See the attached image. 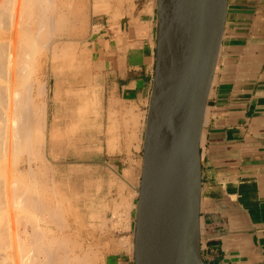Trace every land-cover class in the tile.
<instances>
[{
  "label": "crops",
  "instance_id": "obj_1",
  "mask_svg": "<svg viewBox=\"0 0 264 264\" xmlns=\"http://www.w3.org/2000/svg\"><path fill=\"white\" fill-rule=\"evenodd\" d=\"M110 21L97 24L92 49L95 82L107 98L109 110L127 106L132 114L124 120H142L144 130L155 73L154 2L138 1L127 21ZM78 68L84 74L82 82L89 86V67ZM86 112L89 115V110ZM113 113L123 120L122 115ZM123 135L116 132V136ZM51 139L54 148V131ZM126 143L116 141L115 148L121 150L111 155L121 154ZM201 151L204 257L212 263L264 264V0H228ZM113 159L115 163L119 158ZM129 161L125 168L121 162L126 169L123 173L116 163L109 169L110 176L119 182L114 193L120 192L121 180L125 184L123 195L138 190L139 159L134 154ZM102 192L95 182L90 202L102 199ZM94 237L107 243L103 264H134V230L97 232Z\"/></svg>",
  "mask_w": 264,
  "mask_h": 264
},
{
  "label": "rangeland",
  "instance_id": "obj_2",
  "mask_svg": "<svg viewBox=\"0 0 264 264\" xmlns=\"http://www.w3.org/2000/svg\"><path fill=\"white\" fill-rule=\"evenodd\" d=\"M138 1H142V0H110L112 12L116 11L118 14V15H115L113 17V14H111V12H106L105 10H103L104 6H103V9H101V11L97 10L98 12L95 13L94 8H93L94 7L93 2L95 3V0H88L87 17H85L84 20L81 21V23H73V22L70 23L68 25L69 27H67L64 30V33L66 32V33H68V35L67 34L63 35V36L62 35L61 36L53 35L54 38H53V36L50 37L48 39V43L44 44V45H47L48 48H46V46H44L42 44H38V46L40 47V51L36 49L37 52L35 54L38 53V55H35V58L37 57L38 64L39 65L41 64V65H40V67L38 66V68H40V69L38 71L36 70V73L34 72L35 75L32 74L33 73V71H32V73H31L32 77L31 78L34 80L37 77L39 78L40 82H38L36 80L37 82L35 81V86L38 83L39 84L41 83V86L43 85L42 86L43 87L42 88V91H43L42 100H43V102H47L44 104L45 105V118H46L44 120V124H47V126L44 125V127H43L44 128L43 134L45 135L44 138L46 137L45 138L46 144H45V147L43 148L42 152L39 154L32 150L34 152L33 153L34 156L37 155L38 157L36 156V158H38V159H36V158L34 159V157L32 156L33 154H31L29 152L30 151L29 149H28L29 150L28 151L26 148H23L22 149V152L24 151L23 153L21 152V150H19V152H21V153H18L17 152L18 149L17 150L15 149V151L18 153V156H17V153L14 151V152H12L13 155L12 154H10L11 156L9 155L8 160L12 161L13 158L16 157L15 158V161L17 159L16 164L14 161H13L14 165L12 164V162L9 164V162L7 161L5 166H2V169L0 168V172L2 170V172H4V174L6 175L7 174L6 172L9 171L7 174L8 176L6 175L7 177H5L3 173L2 174L0 173L1 175H3V177L1 175H0V177L2 179L5 178V181H6V178L8 179V177L11 178L13 176L14 172H10V171L14 170L15 174L13 177H14L15 182H16V179L21 180V178L24 176L25 179H24V177L22 178V179H24V182H26L27 184H30V181H32V179H33L31 174L34 173L33 174V176H34L35 173L38 171V168H39L40 171H38V172L40 175L37 172L33 180L36 181L37 183L38 182H40V183L44 182V183L41 184V187H40V183L38 185H35L36 182L32 181L33 183H35V184H33L34 187L30 188L28 186V188L30 189L32 194L35 197H37L38 195L36 194L37 195L36 196L35 195L36 192H34V191H37L38 189L41 190L42 187L44 188L47 185L50 186V187L47 186L48 190L46 189L47 188L46 187L45 189H42V191L38 190L39 192H37L39 194V196L37 197V198H39V202L42 201V199L45 200V197H46V199H48L47 201H49L48 202L49 204L47 203L46 200H45L46 204H44L45 202H43V201H42V204H44L45 209L48 208L50 212L48 213V211H47L48 209L45 210L44 207H42L40 205H38V206L32 205L33 207L31 205H29V206L27 205L28 208L30 207L29 208L30 210L27 209L26 203H24V205H23L22 200L19 201L21 198L20 195H19L20 197H17L18 199H16L15 196H18V194L13 195V193H10V188H12V187L15 188V186H16L15 182H14V186H12L13 185V183H12L13 177L11 178L12 182L10 181V179H8L4 183V179H3V182L0 179V183H3V184H1L2 187L6 186V188H7L6 184H8V189H5V191H9L8 193L6 192V194H9V197H7V195L3 191L4 195H6V197L4 196V198L2 200L3 205H0V207L2 206L1 208H3L4 205H6V207L3 208V209L6 208V211L9 210V208L7 209V207H9V206L11 207L10 210L7 211V213L6 212L4 213V215H3L4 210L0 209L1 210L0 214L2 213L0 215V220H1L0 226H1L2 230L1 229L0 230L3 231L5 229V228H2L3 227L2 223L5 221L4 219H6V223L4 222L3 225H6L5 227H7V228L5 229V233H4V231L2 233L8 234V235L6 234L8 237L5 235L6 236L5 238H8V239H6L7 242L4 239L1 240L3 242L7 243V244H5V243L1 242V246H2V244L7 245V249L1 248L0 250H2V251L4 250L3 252L9 251V250L14 252V253H12L14 255L11 256V259H10V257L7 258V259L11 260V262H10L11 264H12V261H14L13 264H21V263L26 264L25 263L26 261L24 262L22 260V257H20V256L24 255V251L26 254L28 253V251H30L29 245L30 246L33 245V248H31V254H32V250L35 248L34 250L36 251V256H37L38 250H36L37 247H34V245L37 246L38 245L37 241H39L40 239L37 240V238H35V236H32V234H29V233L33 232V234L35 235L34 229H36L38 226H39V228H38L39 231L40 230L44 231L43 232L44 237L47 235L46 237H48L49 238L48 240H50V241H51V238L53 236L57 237L59 235L58 240L55 237H54L55 239L52 238L56 242V241H59L60 239L62 240L64 238H66L67 235L69 236L71 234L72 236L70 235V238H72V240L70 238H69V240H71L72 242L78 241L77 243H80V245H81L80 246L81 248H80L79 244L77 245L76 243H74L77 245L74 248V253L75 254L78 253L79 256H81L80 254H82L85 251V249L89 251L91 248L92 250H90V252L93 251L94 253H95V251H97L95 253L98 256L97 260L95 262L96 264H103L104 253L108 247H107V243L98 242L94 237V233H97V232L104 233L105 231H112V230L117 232V231H122V230L127 229V228H123V227L122 228L121 227L115 228V226H113V224H112L114 221L118 220V217H116L117 215H115L116 213L114 214V212H112V210L114 211L113 207L115 205L113 203L117 204L116 201H119L122 196L124 197L123 190H124L125 184H123L124 182H122V180H121L120 185H119L120 193L114 194V192L117 190L116 189L117 183H119V182L117 180H114V178H112L110 176L109 169H111L113 164L116 163L119 165V168H121L122 172H120V173H123L126 169H122V167H121L122 165H120L121 162L124 163V166H123L124 168L127 167L129 162H130L129 161L130 158H133L134 154H136L137 158L139 159V164H140L139 170L137 172V179H136L137 184L139 186L140 177H141V169L143 166V148H144V137H145V128H146L148 108L145 112V117H144V130H143V121L142 120H141V122L139 121V123H136V122L134 123V122L126 120V119L124 120L125 117L130 116L132 114L129 110H127V106H124L123 108H119L118 110H116V109L111 110L112 113L117 112L118 114L120 113V115L123 116V120H120V122H119L120 124H119V127H118L116 132L123 133L124 135L123 136H115V143H116V141L118 142L121 139H123L124 141L127 142L126 144L123 145L124 147H123V151L121 152V154H117V156H112L111 153L115 152V150H117V149L120 151L121 147H119V148L117 147V149L115 147H114L115 149H112L110 147V145L112 144V142L110 144V135L108 134V125L110 123L109 122L110 116H107V112L110 114V110L107 107V98L103 97L102 92L98 89V86L96 85V82H95V70H94L95 67H94V61L92 59V49H93V45H94V39L96 38L97 32H98V27L96 25L99 22H103V21L105 22V20H107V19H110L112 22L120 20L121 18L123 19V21H127V19L129 17L131 18L132 10H133V8H135V5L138 3ZM153 2H154V13L156 16V25H157V0H153ZM95 5H96V3H95ZM114 8L115 9L117 8V9L114 10ZM118 10H119V12H118ZM91 12H94V13H91ZM5 14L3 13L2 16H5ZM5 17L7 19V17H8L7 14ZM2 19H3V17H2ZM2 19L0 22H2V24H3L6 21V19H4V20H2ZM156 28H157V26H156ZM56 41L57 42L60 41V43L57 45ZM64 44L72 45V49L70 51L71 53L68 52L67 54H65V53L61 54V47H63ZM42 46H44V49L45 48L46 49L41 50ZM49 47L51 49H49ZM53 48L55 49L54 51H53ZM56 49L58 51V53H57L58 55L54 54L57 52ZM85 49L87 52L83 51ZM88 50H90V51H88ZM52 54L55 55L56 57L53 56ZM83 54H86V55H83ZM84 56L85 57L90 56L89 60L86 59L88 62L86 60L82 61V59H84ZM53 57H55V58H53ZM80 61H81L83 66L85 65V66L89 67V72H90L89 86H88V84H85L82 82L83 75L81 74V71L78 68V63ZM39 84H38V86H39ZM115 108H116V106H115ZM86 110H89V115H87ZM124 126L126 127L125 129H124ZM127 129H128V131H127ZM53 131L55 132V136H56V144L54 145V148L51 145L52 144L51 132H53ZM134 134H135V136H133ZM128 145H129V147H128ZM25 149L28 151V153H30V155L27 153V151ZM106 149L108 150L107 152H109V153H106ZM12 156H14V157L11 159ZM39 157L41 159H44V160L41 161V159H40V161H39ZM115 157L119 158V159L115 160V163H114L113 158H115ZM30 159H31V162H30ZM41 162L44 164L43 166H42ZM8 164H9V168L8 167L6 168V165L8 166ZM10 165L14 166V167L12 166L13 169H11V170H10V167H11ZM46 166L48 167L47 168L48 170L46 169ZM43 168H45L47 171L44 170ZM33 169H34V171H33ZM41 170H44L43 173L41 172ZM16 172H17V174H16ZM29 172H32V173L30 174ZM18 173H21L22 175L18 174ZM26 173L28 174L27 176L29 178H27ZM42 174H45V175L41 176ZM18 175H21L22 177H20ZM121 176L122 175H120L119 177H121ZM49 177H51V178H49ZM94 177H98L96 181H95ZM43 178H44V180H43ZM19 180H17L18 182H16L17 184L20 183V184H18V185H20L19 188L21 186L27 187L26 183L23 182L25 184L24 185V184H22V181H19ZM41 180H42V182H41ZM50 181L52 182V184ZM95 182L97 184V187L103 191L102 192L103 194L101 195L102 199L97 201V203H94L93 201L90 202V200H92V199H89V192H90V190H92V187L94 186ZM44 184H46V185H44ZM122 184L124 185V187L122 186ZM18 185L15 189H11V191L12 190L15 191L16 189L18 190L19 189ZM30 186H32V183L30 184ZM35 186H37V187H35ZM113 186H115V188L112 190ZM121 188H123V190ZM34 189H36V190H34ZM51 189H53L52 190L54 192L53 195H52ZM14 191H12V192H14ZM44 192L46 195L44 194ZM16 193H19V191H17ZM40 195H42V196H40ZM44 195H45V197L43 198ZM119 195H121V196H119ZM110 197H111V199H110ZM131 197L133 200L130 201V198L128 197L129 198L128 202L129 201L133 202V205L131 206L128 203H126L127 205L124 204V206H126V207L120 206L119 207L120 209L118 210V212H123V211H125V209L128 211V209H129V212H130L129 217H130L131 221L129 223L128 229L132 231V230H134V225H135V220H136V205H137V200H138V190H137V192L133 193V195H131ZM6 198H8L9 200ZM10 198L14 199L13 202L14 201L18 202V203L14 202L16 206L14 205V203L11 202ZM7 200L10 202H6V204H5L4 201H7ZM121 200H120V202H122ZM19 202H21V203H19ZM50 202H51V204H50ZM111 202H112V204H111ZM54 204H55V206L60 205L61 207L57 208V206H56L57 209L51 208L50 205H52V207H53ZM7 205H9V206H7ZM19 205H21L22 207L21 206L19 207ZM128 205L130 206L131 209L128 207ZM31 207L32 208L36 207V208H34L32 210ZM37 207H39V208H37ZM23 208H26V210H28L30 212L28 213V211L24 210ZM40 208H41V210L44 209L45 212H44V210L39 212L38 209H40ZM52 209H54L53 213H54V211H57L60 209L59 210L60 213H56V212H55L56 214L54 213L56 216L59 217V219H58V217H57V219L54 217V214L51 212ZM31 210L32 211L35 210L34 215H33V216H35V219H33L34 217L32 219H30V217H29L33 214V212H31ZM62 211H63V215H62ZM65 211H66V213H65ZM49 214L52 216V218L54 217L53 218L54 221H53V219L52 220L50 219L51 216ZM59 214H60V216H59ZM65 215H68V216L65 217ZM102 215L105 218H103ZM1 216H2V218H1ZM60 217L63 218V220H61ZM102 218L104 219V222L106 219V224H104V225L102 224L103 223ZM107 218H108V220H107ZM2 219H3V222H2ZM9 220H10V222H9ZM29 220H31L32 222ZM65 220L67 223L65 222ZM55 221H57V224H60L62 227L60 225L55 226V225H57V224H55L56 223ZM110 221H112V223ZM53 222H55V223H53ZM34 223H36V225H38L35 228L33 227ZM93 227H94V230H93ZM31 228H33V229L30 230ZM46 228H47V230H48V228H50L52 231L50 230V232H47ZM100 229H102V230H100ZM7 230H9V231L6 232ZM46 232H47V234H45ZM10 234L12 237L11 236L9 237ZM49 234H52V235H49ZM29 235H31L32 238H34V239L30 238ZM62 235L64 238H62ZM19 236H20V239L23 238L22 239L23 241L27 240L26 241V243L28 242L26 245V246H28V247H26L27 249L23 248L26 243L24 242V244H23V241L19 239ZM50 236H52V237L50 238ZM11 238L12 239L14 238V240H13L14 242H11L12 241ZM26 238H28V239H26ZM35 239L37 240L36 242H35ZM15 240L18 242H16ZM29 240L31 242H33L32 245H31V242H29ZM48 240H47V238H44V240L42 239V241L41 240L40 241H41V243L44 241V243H46V245H47V244H50V241H49V243H47ZM8 241L10 243L9 247H8V244H9ZM18 243H21V245ZM14 244H15V246H14ZM22 244H23V246H22ZM16 245H18V246H16ZM3 247H6V246H3ZM11 247H13L12 248L13 250L11 249ZM81 249H82V251H81ZM17 250H18V252H17ZM26 250H28V251H26ZM78 250H80V252ZM35 251H33L34 252L33 254H35ZM3 252H1L0 254H2ZM19 252H21V254ZM22 252H23V254H22ZM87 252L85 251V253H87ZM41 253H38L37 258H36V256H34L32 254L33 259L36 258L38 260L42 256H45V257H43L44 259L46 257L47 258L49 257L48 252L47 253L45 252L44 255H43V253L42 254ZM78 254H76V255H78ZM13 256H15V257L13 258ZM82 257H83V255H82ZM2 258H4V256H2ZM43 258L42 259L40 258L39 260L40 261L44 260ZM4 259L0 258V262H1L0 264H6L5 263L6 261H7V264L9 263L10 260H7V259L4 260Z\"/></svg>",
  "mask_w": 264,
  "mask_h": 264
},
{
  "label": "water",
  "instance_id": "obj_3",
  "mask_svg": "<svg viewBox=\"0 0 264 264\" xmlns=\"http://www.w3.org/2000/svg\"><path fill=\"white\" fill-rule=\"evenodd\" d=\"M227 11L228 0H157L134 264H221L202 252L201 137Z\"/></svg>",
  "mask_w": 264,
  "mask_h": 264
},
{
  "label": "bare ground",
  "instance_id": "obj_4",
  "mask_svg": "<svg viewBox=\"0 0 264 264\" xmlns=\"http://www.w3.org/2000/svg\"><path fill=\"white\" fill-rule=\"evenodd\" d=\"M95 3H96V5H95ZM95 3L93 2V8H94V12L96 13V12H98L97 10H99V11H101V9H103V6H104V9L103 10H105L106 12H111V14H113V17L115 16V15H118L117 14V12L115 11H113L112 12V7H111V4H110V0H95ZM87 5H88V0H0V21H1V19H2V17H3V19L2 20H4V19H6V14H7V19H6V21L2 24V22H0V168L2 169V166H5V164L7 163V161L9 162V164L12 162V164L14 165V162H15V164H16V161H17V159H16V161H15V158H13L14 156H12L11 157V159L13 158V160L12 161H9L8 159V157H9V155L10 154H12V152H14L15 151V149L17 150V152L18 153H21L22 152V149L23 148H26L31 154H33L34 152H37L38 154L39 153H41L42 152V150H43V148L45 147V144H46V142H45V138H44V134H43V132H44V125L45 126H47V124H44V120L46 119L45 118V103H47V102H43V100H42V95H43V91H42V86H41V83L39 84V86H38V84L35 86V81L37 80L38 82H40L39 81V78L37 77L35 80L34 79H32L31 77V75L32 74H34L35 75V73H36V70L38 71L40 68H38V66L40 67V65L38 64V59H37V57L35 58V55H38V53L37 54H35L37 51H36V49L37 50H39L40 51V47L38 46V44H42V45H44V44H46V43H48V39L50 38V37H52L53 35H57V36H63V35H68V33H64V30L67 28V27H69L68 25L70 24V23H81V21L82 20H84V18L85 17H87ZM150 8H151V5H150ZM117 9V8H116ZM115 8H114V10H116ZM91 10V9H90ZM127 10V9H126ZM150 10V9H149ZM104 11V12H105ZM94 12H91V13H94ZM118 12H119V10H118ZM128 12V11H127ZM144 12V11H143ZM148 12H150V11H148ZM3 13L5 14V16H2L3 15ZM100 13V12H99ZM151 13V12H150ZM90 14V13H89ZM110 14V13H109ZM124 14V13H123ZM5 17V18H4ZM97 26V25H96ZM96 28V27H95ZM53 38H54V36H53ZM57 38V37H56ZM59 39V38H58ZM54 40V39H53ZM52 42V41H51ZM57 42V41H56ZM67 42V41H66ZM76 42V41H75ZM60 43V41H58L57 42V45ZM63 43V42H62ZM65 43V42H64ZM38 46V47H37ZM44 46H46V48H48L47 47V45H44ZM44 46H42L41 47V50H45L44 49ZM54 47V46H53ZM74 47V46H73ZM87 47V46H86ZM43 48V49H42ZM56 48V47H55ZM88 48V47H87ZM49 49H51L50 47H49ZM59 49V48H58ZM71 49H72V45H67V44H64L63 45V47H61V54L62 53H65V54H67L68 52L69 53H71L70 51H71ZM55 49L53 48V51H54ZM75 50V49H74ZM73 50V51H74ZM38 51V52H39ZM56 51H57V49H56ZM60 51V50H59ZM72 51V52H73ZM83 51H86V49L85 50H83ZM82 51V52H83ZM88 51H90V50H88ZM44 52V51H43ZM87 52V51H86ZM41 53V52H40ZM58 53V51L56 52V53H54L55 55ZM53 55V54H52ZM55 55H53V56H55ZM58 55V54H57ZM77 55V54H76ZM83 55H86V54H83ZM78 56V55H77ZM81 56V55H80ZM56 57V56H55ZM55 57H53V58H55ZM83 57V56H82ZM87 57V56H86ZM85 56H84V59H82V61L83 60H86V59H90L89 57H87L86 58ZM52 58V57H51ZM79 60V59H78ZM87 61V60H86ZM88 62V61H87ZM43 63V62H42ZM90 63V62H89ZM78 65H82V63H81V61H80V63H78ZM80 68V67H79ZM35 70V71H34ZM32 71H33V73H32ZM79 71V70H78ZM83 71V70H82ZM35 72V73H34ZM32 73V74H31ZM38 75V74H37ZM84 75V74H83ZM36 81V82H37ZM48 100V99H47ZM113 100V99H112ZM111 100V101H112ZM110 103V102H109ZM112 103H114V102H112ZM49 107V106H48ZM111 107V106H110ZM118 109V108H117ZM112 108L110 109V114H109V116H110V124L108 125V134L110 135V144H111V142H112V144L110 145V147L112 148V149H114V147H115V136H116V129H118L117 127H119V120H118V118L116 117V116H114V113H112ZM136 113V112H135ZM120 114V113H119ZM137 114V113H136ZM47 121V120H46ZM47 123V122H46ZM135 126V125H134ZM137 126V125H136ZM126 127L124 126V129H125ZM128 128V127H127ZM131 128V127H130ZM129 128V129H130ZM123 129V128H122ZM137 129V128H136ZM135 129V130H136ZM127 131H128V129H127ZM139 131V130H138ZM134 132V131H133ZM118 133V132H117ZM46 134V133H45ZM133 136H135V134L133 135ZM145 138V137H144ZM140 140V139H139ZM54 141V140H53ZM143 141V140H142ZM134 143V142H133ZM118 144V143H117ZM128 147H129V145H128ZM119 148V147H118ZM136 148V147H135ZM25 149V150H26ZM19 150H21V152H19ZM26 150V151H27ZM34 152H33V151ZM28 151H27V153H28ZM16 152V151H15ZM16 152V153H17ZM24 152V151H23ZM22 152V153H23ZM15 153V154H16ZM18 153H17V156H18ZM30 153H28L29 155H30ZM13 155V154H12ZM11 156V155H10ZM33 157H34V159L36 158V156L37 155H35L34 156V154L32 155ZM38 157V156H37ZM44 157V156H43ZM42 157V158H43ZM48 157V156H47ZM36 159H38V158H36ZM40 157H39V161H40ZM42 160H44V159H41V161ZM14 161V162H13ZM30 162H31V159H30ZM44 162V161H43ZM42 163V162H41ZM9 164H8V166L6 165V168L8 167L9 168ZM12 165V166H13ZM44 164L42 163V166H43ZM11 166V165H10ZM12 166L10 167V170L11 169H13L12 168ZM14 167V166H13ZM30 167V166H29ZM39 167V166H38ZM33 168V167H32ZM48 167L46 166V169H47ZM29 169V168H28ZM44 170H46L45 168H43ZM8 170V169H7ZM30 170V169H29ZM28 170V171H29ZM32 170V169H31ZM36 170V169H35ZM44 170H41V172L43 173V171ZM48 170V169H47ZM46 170V171H47ZM142 170V169H141ZM33 171H34V169H33ZM32 171V172H33ZM38 171H40V169L38 168ZM37 171V172H38ZM9 172V171H8ZM8 172H6L7 174H8ZM10 172H14L13 173V176H14V174H15V171L13 170V171H10ZM22 172V171H21ZM24 172V171H23ZM27 172V171H26ZM32 172H29L30 174L32 173ZM36 172V173H37ZM40 172V173H41ZM1 174L3 173L4 174V172H2V170H1V172H0ZM36 173H35V175H36ZM0 174V175H1ZM6 174V175H7ZM12 174V173H11ZM10 174V175H11ZM16 174H17V172H16ZM18 174H21V173H18ZM33 174L34 173H32L31 175H32V178L34 179V177H35V175L33 176ZM38 174H39V172H38ZM5 174H4V176L5 177H7ZM22 175V174H21ZM21 175H18V176H20V177H22ZM28 174L26 173V176H27ZM40 175V174H39ZM38 175V176H39ZM43 175H45V174H42L41 176H43ZM2 177H3V175H1ZM12 176V175H11ZM12 176V177H13ZM16 176V175H15ZM11 177V178H12ZM24 177V176H23ZM22 177V178H23ZM47 177V176H46ZM11 178L10 177H8V179H10V181L12 182V180H13V185L12 186H14V182H15V180H14V177H13V179L11 180ZM19 178V177H18ZM21 178V180H19V179H16V182H18L17 180H19V181H22V184H24V183H26V182H24V179H25V177H24V179H22ZM27 178H29L28 176H27ZM49 178H51V177H49ZM0 179L2 180V182H3V179H4V183L8 180L7 178H6V181H5V178H1L0 177ZM32 179V181H34ZM37 179V178H36ZM35 179V180H36ZM40 179V178H39ZM38 179V180H39ZM48 179V178H47ZM27 180V179H26ZM29 180V179H28ZM43 180H44V178H43ZM46 180V179H45ZM129 180V179H128ZM32 181H30V184L32 183V186H30V184H27L26 186L27 187H25V186H21L20 188H19V186L20 185H18V184H20V183H16L15 182V188L17 187V185H18V190L17 191H19V193H16L17 191L15 190H12V191H14V192H12L11 191V189H15V188H10V193H13V195L14 194H18V196H15L16 197V199H18L17 197H20L21 196V198H20V200L19 201H21L22 200V203H23V205H24V203H26V207H27V205L29 206V205H33V206H38V205H40V206H42V207H44L45 205L44 204H46V202H45V200L47 201L48 199H46V197H45V192H44V196H43V198L45 197V200H43L42 199V201L43 202H45L44 204H42V201H40L39 202V198H37L38 196H39V194L37 193V192H39L38 190H40V189H38L37 191H34V192H36L35 193V195L37 196V197H35L33 194H32V192L30 191V189L28 188V186L30 187V188H33L34 186H33V184H35V183H33ZM24 182V183H23ZM34 182H36V181H34ZM41 182H42V180H41ZM47 182V181H46ZM51 182V181H50ZM122 182H123V180H122ZM121 182V183H122ZM8 183V182H7ZM40 182H36V184L35 185H38ZM44 182H42V183H40V187H41V184H43ZM1 184H3V183H0V205H3L2 204V200H3V198H4V196L6 197V195H7V197H9V194H6V192L8 193L9 191H5V189H8V184H6L7 185V188H6V186H4V187H2V185ZM51 184H52V182H51ZM50 184V185H51ZM124 184V183H123ZM122 184V186L124 187V185ZM25 185V184H24ZM44 185H46V184H44ZM11 186V185H10ZM9 186V187H10ZM47 186H49V185H47ZM47 186H45L44 188L42 187V189H45ZM121 186V187H122ZM35 187H37V186H35ZM39 187V186H38ZM39 187V188H40ZM50 187V186H49ZM42 189L40 190V191H42ZM47 190H48V187L46 188ZM118 189V188H117ZM122 190H123V188H121ZM34 190H36V189H34ZM50 190V189H49ZM53 189H51V191H52ZM5 192V194L6 195H4V192ZM31 192V193H30ZM50 192V191H49ZM127 192V191H126ZM51 193V192H50ZM120 192H118V194H119ZM130 193V192H129ZM41 194V193H40ZM54 194V192L52 191V195ZM115 194V193H114ZM11 195V194H10ZM20 195V196H19ZM12 196V195H11ZM40 196H42V195H40ZM119 196H121V195H119ZM130 196H131V194H130ZM130 196H125L124 195V197L122 196L121 197V201L122 202H120V200L119 201H116L117 202V204L116 203H113V204H115L114 205V207H113V209H114V211L112 210V212H114V214L115 215H117L116 217H118V220L117 221H114L113 223H112V221H110L112 224H113V226H115V228H117V227H123V228H127L128 229V227H129V223H130V212H129V209H128V211L125 209V211H123V212H118V210L120 209L119 207L120 206H124V204H126V203H128L129 205H133V202H128V199L130 198ZM14 197V196H13ZM54 197V196H53ZM129 197V198H128ZM42 198V197H41ZM56 198V197H55ZM6 199H8V198H6ZM11 199V198H10ZM59 199V198H58ZM110 199H111V197H110ZM9 200V199H8ZM4 201L5 202V204H6V202H10V201ZM13 200L14 199H11V202L12 203H14L13 202ZM41 200V199H40ZM64 200V199H63ZM133 200V199H132ZM114 201V200H113ZM49 201H47V203H48ZM52 202V201H51ZM51 202H50V204H51ZM63 202V201H62ZM108 202V201H107ZM15 203H18L17 201L15 202ZM15 203H14V205H15ZM19 203H21V202H19ZM57 203V202H56ZM49 204V203H48ZM53 204V203H52ZM61 204V203H60ZM107 204V203H106ZM111 204H112V202H111ZM13 205V204H12ZM13 205V206H14ZM127 205V204H126ZM128 205V207L130 208V206ZM7 206H9V205H7ZM16 206V205H15ZM21 205H19V207H20ZM32 206V207H33ZM39 206V207H40ZM49 206V205H48ZM51 206V208H56V206H55V204H54V206L52 207V205H50ZM107 206V205H106ZM112 206V205H111ZM137 206V205H136ZM2 207V206H1ZM0 207V209L1 210H4L3 211V215H4V213L6 212L7 213V211H9L10 210V206L9 207H7V209L9 208V210H7L6 211V208L5 209H3L4 207H6V205H4V207L3 208H1ZM22 207V206H21ZM31 207V209L33 210L34 208H36V207H34V208H32ZM39 207H37V208H39ZM41 207V208H42ZM58 207H61L60 205L59 206H57V208ZM124 207H126V206H124ZM30 208V207H29ZM28 207H27V209H29ZM41 208L40 209H38V211L40 212V211H42V210H44L45 209V207H44V209H42L41 210ZM56 208V209H57ZM107 208V207H106ZM112 208V207H111ZM24 210H26V208H23ZM48 209V208H47ZM47 209H45V210H47ZM54 209H52V213H53V210ZM104 209V208H103ZM102 209V210H103ZM123 209V208H122ZM131 209V208H130ZM0 210V211H1ZM30 210V209H29ZM31 210V212H33V214L31 215V216H29L30 217V219H32L33 217V219H35V216H33L34 215V212H35V210L34 211H32ZM45 210H44V212H45ZM51 210V209H50ZM60 210V209H59ZM59 210H57V211H54V213L56 212V213H60V211ZM26 211H28V210H26ZM48 211V213L50 212L49 211V209L47 210ZM30 211H28V213H29ZM53 213V214H54ZM55 213V214H56ZM65 213H66V211H65ZM106 213V212H105ZM2 214V213H1ZM0 214V215H1ZM44 214V213H43ZM52 214V215H53ZM54 214V217L57 219V217L58 216H56ZM50 215V214H49ZM62 215H63V211H62ZM51 216V215H50ZM59 216H60V214H59ZM66 216H68V215H65V217ZM103 216V215H102ZM9 217V216H8ZM27 217V216H26ZM53 217V218H54ZM62 217V216H61ZM60 217V218H61ZM112 217V216H111ZM1 218H2V216H1ZM10 218V217H9ZM52 218V216H51V220L53 219ZM103 218H105L104 216H103ZM102 218V219H103ZM8 219V218H7ZM43 219V218H42ZM41 219V220H42ZM55 219V220H56ZM58 219H59V217H58ZM5 221V223H6V219H4ZM37 220V219H36ZM61 220H63V218H61ZM107 220H108V218H107ZM116 220V219H115ZM1 221V220H0ZM21 221V220H20ZM29 221H31V220H29ZM28 221V222H29ZM35 221V220H34ZM53 221H54V219H53ZM60 221V220H59ZM58 221V222H59ZM2 222H3V219H2ZM3 222V223H4ZM9 222H10V220H9ZM32 222V221H31ZM30 222V223H31ZM56 222V223H55ZM55 222H53V223H55V224H57V221H55ZM65 222H66V220H65ZM3 223H2V228H7V227H5L6 225H3ZM17 223V222H16ZM63 223V222H62ZM67 223V222H66ZM76 223V222H75ZM102 223V222H101ZM110 223V224H111ZM11 224V223H10ZM32 224V223H31ZM103 225L104 224H106V219H105V222H104V219H103V223H102ZM58 225H60V224H57V225H55V226H58ZM68 225V224H67ZM71 225V224H70ZM108 225V224H107ZM36 226H38V225H36V223H34V225H33V227L35 228ZM41 226V225H40ZM61 226V225H60ZM106 226V225H105ZM62 227V226H61ZM30 228V227H29ZM39 226L36 228V229H34V233H35V235L33 234V232H31V233H29V234H32V236H35V238H37V240H41L42 241V239L44 240V238H47V240L49 239L48 237H44V235H43V232L44 231H42V230H40L39 231ZM45 228V227H44ZM60 228V227H59ZM102 228V227H101ZM111 228V227H110ZM134 228H135V225H134ZM0 229H1V226H0ZM5 229L3 230L4 231V233H5ZM24 229V228H23ZM33 228H31L30 230H32ZM56 229V228H55ZM99 229V228H98ZM114 229V228H113ZM2 230V229H1ZM0 230V246H1V242L2 243H5V242H3V241H1V240H5L6 241V239H8V238H5L7 235L6 234H4V233H2L3 231H1ZM10 230V229H9ZM9 230H7L6 232H8ZM46 230H47V228H46ZM49 230V231H48ZM48 230H47V232H50V228H48ZM92 230V229H91ZM93 230H94V227H93ZM96 230V229H95ZM100 230H102V229H100ZM118 230V229H117ZM11 231V230H10ZM52 231V230H51ZM47 232L45 233V234H47ZM54 232V231H53ZM52 232V233H53ZM77 232V231H76ZM79 232V231H78ZM11 233V232H10ZM21 233V232H20ZM27 233V232H26ZM28 234V233H27ZM61 234V233H60ZM75 234V233H74ZM77 234V233H76ZM4 235V236H3ZM6 235V236H5ZM49 235H52V234H49ZM48 235V236H49ZM55 235V234H54ZM71 235V234H70ZM70 235L68 236L67 235V237L66 238H64L63 237V235H62V238H64V239H60L59 241H56L55 242V240H53L52 238H54L55 236H50V238H51V241L50 240H48L47 241V243H49V241H50V244H47L46 245V243H44V241L41 243V241L39 240V241H37L36 239H35V242L37 241V243H38V245L37 246H35L34 245V247H37L36 248V250H38L37 251V256H38V253H43V255H44V253L46 252H48V254H49V257L47 258H43V257H45V256H42V257H40L41 259L43 258L44 260H37L36 258H37V256H36V251L33 249L32 250V254L34 253L33 251H35V254H33L34 256H36V260L35 259H33V256H32V254H31V248H33V245H32V243L33 242H31L30 240H29V242H31V245L32 246H30L29 244V247H30V251H28V250H26V251H28V253L26 254L25 253V251H24V255H22V256H20V257H22V260L26 263V264H96L95 262H96V260H97V255L95 254L97 251H95V253L93 252V251H91L90 252V250H92L90 247V250L88 251V250H86L85 249V251L87 252V253H85V251L82 253V254H80L81 256H79V254L78 253H76V254H78V255H76L75 253H74V248L79 244V247L81 246L80 245V243H77L78 241H76V242H72L71 240H72V238H70ZM11 236V234L9 235V237ZM30 236V238H32V236L31 235H29ZM59 236V235H58ZM58 236L57 237H55V238H57V240H58ZM72 236V235H71ZM74 236V235H73ZM4 237V238H3ZM8 237V236H7ZM12 237V236H11ZM14 237V236H13ZM29 238V239H30ZM54 238V239H55ZM60 238V237H59ZM69 238L71 239V240H69ZM124 238V237H123ZM12 239V238H11ZM19 239H20V236H19ZM23 239V238H22ZM22 239H20V240H22ZM25 239V238H24ZM26 239H28V238H26ZM32 239H34V238H32ZM74 239V238H73ZM14 240V238L12 239V241L11 242H14L13 241ZM19 240V241H20ZM75 240V239H74ZM16 241V240H15ZM23 241V240H22ZM27 241V240H26ZM26 241H23V244H24V242L26 243ZM7 242V241H6ZM16 242H18V241H16ZM40 242V243H39ZM119 242H120V240H119ZM8 243H9V241H8ZM22 243V242H21ZM21 243H18V244H20L21 245ZM28 243V242H27ZM27 243L24 245V247L23 248H26V247H28V246H26L27 245ZM44 243V244H43ZM74 243H76V244H74ZM5 244H7V243H5ZM23 244H22V246H23ZM36 244V243H35ZM123 244H125V243H123ZM9 245H10V243L8 244V247H9ZM19 245V246H20ZM45 245V246H44ZM3 246H6V247H3ZM12 246V245H11ZM14 246H15V244H14ZM16 246H18V245H16ZM47 246V247H46ZM78 247V248H79ZM1 248H6L7 249V245H4V244H2V246L0 247V249ZM13 247H11V249H12ZM81 248V247H80ZM79 248V249H80ZM93 248V247H92ZM5 249V250H6ZM10 249V248H9ZM8 249V250H9ZM22 249V248H21ZM27 249V248H26ZM13 250V249H12ZM23 250V249H22ZM21 250V251H22ZM4 251V250H3ZM2 250H0V253L1 252H3ZM40 251V252H39ZM76 251V250H75ZM79 252H80V250H78ZM81 251H82V249H81ZM17 252H18V250H17ZM99 252V251H98ZM12 253H14L13 251H11V250H9V251H5V252H3L2 254H0L1 256H0V258L1 259H7L8 257H10V259H11V256L12 255H14V254H12ZM20 254H21V252H19ZM41 253V254H42ZM85 253V254H84ZM95 255H94V254ZM16 254V253H15ZM22 254H23V252H22ZM47 255V254H46ZM82 255H83V257H82ZM2 256H4V258H2ZM15 256H13V258H14ZM4 259V260H5ZM10 259H7V260H10ZM21 260V261H22ZM46 260V261H45ZM20 261V262H21ZM11 262V260L9 261V263L8 264H11L10 263ZM16 262V261H15ZM1 263V262H0ZM4 263V262H3ZM6 264H7V261L5 262ZM14 263V261H12V264ZM19 263V262H18ZM99 263V262H98ZM22 264V263H21Z\"/></svg>",
  "mask_w": 264,
  "mask_h": 264
}]
</instances>
